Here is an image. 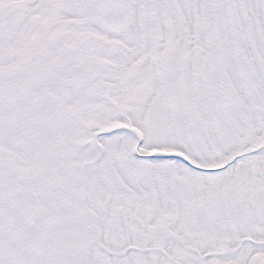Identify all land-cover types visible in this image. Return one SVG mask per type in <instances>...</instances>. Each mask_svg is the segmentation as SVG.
Returning a JSON list of instances; mask_svg holds the SVG:
<instances>
[{"label":"snow or ice","instance_id":"obj_1","mask_svg":"<svg viewBox=\"0 0 264 264\" xmlns=\"http://www.w3.org/2000/svg\"><path fill=\"white\" fill-rule=\"evenodd\" d=\"M0 264H264V0H0Z\"/></svg>","mask_w":264,"mask_h":264}]
</instances>
